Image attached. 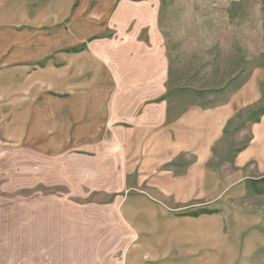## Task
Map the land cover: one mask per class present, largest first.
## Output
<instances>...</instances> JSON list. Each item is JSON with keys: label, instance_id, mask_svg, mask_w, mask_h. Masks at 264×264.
Masks as SVG:
<instances>
[{"label": "crops", "instance_id": "0c3cea01", "mask_svg": "<svg viewBox=\"0 0 264 264\" xmlns=\"http://www.w3.org/2000/svg\"><path fill=\"white\" fill-rule=\"evenodd\" d=\"M161 2L0 0V264H264V67L172 110Z\"/></svg>", "mask_w": 264, "mask_h": 264}, {"label": "rangeland", "instance_id": "374dc122", "mask_svg": "<svg viewBox=\"0 0 264 264\" xmlns=\"http://www.w3.org/2000/svg\"><path fill=\"white\" fill-rule=\"evenodd\" d=\"M161 1L160 23L166 32L171 84L176 85L172 110L180 111L187 103L209 96H229L264 67V0ZM251 123H241L217 147L214 162L224 170L250 139ZM259 187L264 191V183ZM251 201L264 204V195ZM62 244V258H58ZM80 251L72 243L51 241L48 258L23 257L19 252L18 260L19 264H44L43 260L73 264V256Z\"/></svg>", "mask_w": 264, "mask_h": 264}, {"label": "trees", "instance_id": "16d2710c", "mask_svg": "<svg viewBox=\"0 0 264 264\" xmlns=\"http://www.w3.org/2000/svg\"><path fill=\"white\" fill-rule=\"evenodd\" d=\"M76 50V49H75ZM247 115H246V114ZM264 113V108L262 106H258V107H255V108H251V109H248L246 111H243L239 114L238 118H242L245 116V119H243L242 123L244 124L246 121H252V122H256L260 119V116ZM247 119V120H246ZM246 120V121H245ZM244 147V146H243ZM242 147V148H243ZM241 148V149H242ZM240 150V149H239ZM214 163V161H213ZM212 164V162H211ZM257 182H264V178L263 179H260L258 180ZM203 212L205 213H211L212 211L210 210H204Z\"/></svg>", "mask_w": 264, "mask_h": 264}, {"label": "built area", "instance_id": "2783aa9c", "mask_svg": "<svg viewBox=\"0 0 264 264\" xmlns=\"http://www.w3.org/2000/svg\"><path fill=\"white\" fill-rule=\"evenodd\" d=\"M122 258H123V256L120 255L119 258H118L119 262L122 260Z\"/></svg>", "mask_w": 264, "mask_h": 264}]
</instances>
